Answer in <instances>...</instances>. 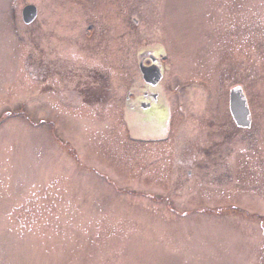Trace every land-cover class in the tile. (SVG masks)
Instances as JSON below:
<instances>
[{"label":"rangeland","instance_id":"rangeland-1","mask_svg":"<svg viewBox=\"0 0 264 264\" xmlns=\"http://www.w3.org/2000/svg\"><path fill=\"white\" fill-rule=\"evenodd\" d=\"M0 264H264V0H0Z\"/></svg>","mask_w":264,"mask_h":264},{"label":"flooded vegetation","instance_id":"flooded-vegetation-1","mask_svg":"<svg viewBox=\"0 0 264 264\" xmlns=\"http://www.w3.org/2000/svg\"><path fill=\"white\" fill-rule=\"evenodd\" d=\"M137 60L138 64L141 62L142 65L145 67L157 66L160 69L161 75H163V65L160 61V55L158 53L155 54L154 50L142 49L138 51ZM159 82L157 84L143 82L137 97L133 99L131 98V108L140 110V113H142L145 117L144 121L149 124H152L153 126H159L161 123L164 122L163 114L160 115L159 113L160 110H165L163 107L164 104L159 96ZM126 99L128 100L129 96H127Z\"/></svg>","mask_w":264,"mask_h":264},{"label":"water","instance_id":"water-1","mask_svg":"<svg viewBox=\"0 0 264 264\" xmlns=\"http://www.w3.org/2000/svg\"><path fill=\"white\" fill-rule=\"evenodd\" d=\"M36 17L34 5H25L21 10V18L25 24L31 23ZM139 69L146 82L155 83L161 77L160 69L157 66L145 67L139 63ZM229 112L238 128L250 127L251 118L246 98L240 87H234L229 91Z\"/></svg>","mask_w":264,"mask_h":264},{"label":"bare ground","instance_id":"bare-ground-1","mask_svg":"<svg viewBox=\"0 0 264 264\" xmlns=\"http://www.w3.org/2000/svg\"><path fill=\"white\" fill-rule=\"evenodd\" d=\"M36 14H37V10H36ZM34 21V20H33ZM32 21V22H33ZM31 22V23H32ZM139 72H140V76H141V79H142V81L143 82H146L144 79H143V77H142V74H141V71H140V69H139ZM161 80V77H160V79L157 81V82H155V83H151V82H146V83H150V84H157L159 81ZM160 83V82H159ZM228 107H229V101H228ZM251 125V124H250Z\"/></svg>","mask_w":264,"mask_h":264}]
</instances>
